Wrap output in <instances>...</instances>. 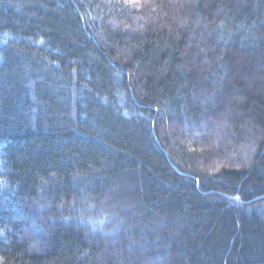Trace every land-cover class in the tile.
Wrapping results in <instances>:
<instances>
[{"label":"trees","instance_id":"obj_1","mask_svg":"<svg viewBox=\"0 0 264 264\" xmlns=\"http://www.w3.org/2000/svg\"><path fill=\"white\" fill-rule=\"evenodd\" d=\"M0 264H264V0H0Z\"/></svg>","mask_w":264,"mask_h":264},{"label":"rangeland","instance_id":"obj_2","mask_svg":"<svg viewBox=\"0 0 264 264\" xmlns=\"http://www.w3.org/2000/svg\"><path fill=\"white\" fill-rule=\"evenodd\" d=\"M196 137H197V139H198V141H200L199 143L200 144H202L201 142L207 137V134L206 133H203V134H194ZM206 136V137H205ZM214 146H215V144H214ZM220 145L218 144V147H219ZM229 157H231V156H229ZM229 160H230V158H229ZM228 160V162H231V161H229Z\"/></svg>","mask_w":264,"mask_h":264},{"label":"snow or ice","instance_id":"obj_3","mask_svg":"<svg viewBox=\"0 0 264 264\" xmlns=\"http://www.w3.org/2000/svg\"><path fill=\"white\" fill-rule=\"evenodd\" d=\"M237 199H239V197H237Z\"/></svg>","mask_w":264,"mask_h":264}]
</instances>
